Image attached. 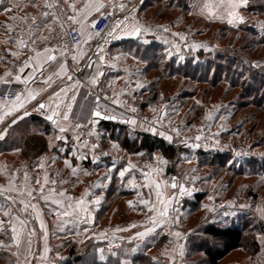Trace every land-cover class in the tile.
I'll list each match as a JSON object with an SVG mask.
<instances>
[{"label": "rangeland", "instance_id": "obj_1", "mask_svg": "<svg viewBox=\"0 0 264 264\" xmlns=\"http://www.w3.org/2000/svg\"><path fill=\"white\" fill-rule=\"evenodd\" d=\"M240 1H242L241 6L235 10V16L230 18L233 21L230 24L227 20L221 22L204 16L201 8L206 0H143L142 4L146 5L142 8L145 13L143 20H150L161 26L172 28L174 31L159 29L156 30L158 31L156 36L149 34L151 31L141 32L142 34L135 38L136 43L141 46L131 45L130 54L123 52L125 61L115 68L117 72L125 73V77L117 81V85H121V88L124 87L123 91L125 92L121 94H133L142 99L148 107V110H145L147 113H153L156 107L161 106L163 107L164 123L174 124L186 134L195 133L200 128H207L214 140L224 142L223 149L218 150L204 149L199 142L174 144L167 136L156 130L153 132V129L137 122L133 124L131 121L128 123V129L126 128L120 133L118 141L124 139V134L128 140L135 139L134 136L137 135V132L157 135L175 148V158L172 161H167L160 152H155L150 156L151 158L144 160L145 156L142 153H128L122 150L119 146L120 142L115 140L118 133H114L111 140L105 142L109 156L100 160V162L108 160L106 165H102L106 168L105 170L109 172L116 170L115 172H117V168H120L123 171L131 164L134 167L128 171H146L149 178L146 188L149 194L146 190L140 189L138 192H133L131 196L140 194L139 198L135 199L137 202H141L142 197V200H150V205H146V209L149 206L155 209L153 211L156 214L155 228L158 227L157 222L159 221L165 224L170 223L165 217L159 215V211H163L165 207L161 201H171L167 204V208L178 201L162 181V177L165 175L163 173L165 166L172 164H174L183 184H189L204 194L207 205L212 199L232 202L243 200L240 198L244 195L254 194L257 202L252 201L253 204L249 207L250 213L241 214L251 217L252 227L250 228H254L255 222L264 223V84H257L259 79L264 80V42L258 46L248 47L252 40L264 41V14L253 13L249 10L252 0H248L246 6L243 4V0ZM16 9L17 16H9L7 26H4L0 15V28L6 27L8 36L10 32L17 35L15 32H17L18 24H21L23 17H26L25 14L23 17L20 15L25 10L15 5L13 0H0V12L11 14L12 10ZM14 11L13 14H15ZM240 18L243 19V22H240ZM24 32L25 30H23ZM1 33L3 31L0 29V38L4 36ZM143 44L150 47L155 44L157 47L153 50L148 47L145 52ZM233 47L236 49V53L248 57V62L246 60V62H241L236 53L228 51ZM137 49L140 59L135 57ZM225 51L232 56L230 62L233 64L229 65L230 68H227V63L222 59V54ZM198 53H201V56H197ZM142 58H146L145 61ZM137 85H141V87H137ZM254 86H257L259 91L253 89ZM154 89L156 96L152 99V90ZM118 117L116 116V118ZM118 121H120L119 118ZM31 132H37V129L33 130L29 127L24 135ZM7 133L10 136V133L17 134L19 131L11 129ZM8 135H4V138H8ZM3 139H0V142ZM50 145L54 146L57 152H62V146L58 143L51 141ZM11 151L6 152L8 154L0 155V181L4 179L6 169L9 167L28 169L30 153L25 151L20 159H16L15 153ZM200 151L211 152L212 155L223 153L226 157L222 163H211ZM256 162L259 163L258 167L255 165ZM155 166L156 169H153ZM26 171L31 178L30 170ZM252 173L259 174V177L256 176L258 180H253ZM135 176L131 174L127 180L130 189L134 188L133 184L137 180ZM115 178L114 186L120 181V177L115 176ZM157 183L160 185L159 189L156 187ZM64 186L61 184L58 188ZM157 191L161 193L160 197L156 196ZM188 195L191 194L184 196ZM38 197L39 194L36 198ZM1 199L3 198L0 197V221L3 223L0 224V264H28L30 258H32L31 264H61L65 261L70 247H74L77 254L82 253L87 245H94V240L98 239L87 237L84 240L79 235L62 237L57 233L59 229H63L59 228L62 225L55 221L52 223L54 231L51 234L49 253L44 256L45 258H42L38 253L40 237L30 232L31 224L27 218V215L33 212V208L31 210L24 208L23 210V220L26 223L21 225L25 226V231L23 236H20L22 239L19 242L11 229L12 224L9 220L12 215V207L9 202L8 204L4 199ZM25 199L26 196L20 200H24L23 207ZM197 208L191 213L185 212L190 227L184 226L180 221L181 227L188 229L189 232L198 230L199 223L204 222L208 217L204 219L206 211L203 206H200L199 210ZM5 211L8 213L7 216L4 214ZM147 212L150 211L147 210L145 214ZM221 216L218 214L213 216L217 217L215 220L219 225L225 226L233 222L231 218ZM124 220L125 222H123ZM123 221H120V224H115V227L121 228L129 221L128 217H125ZM87 227L89 226L84 225L83 228L86 230ZM248 230L246 229V232ZM125 231L126 234H134L137 231L146 233V235L150 234L149 231L142 228ZM255 233L259 236L257 231L253 232V234ZM202 238L204 241H208V245L214 244L213 240L203 236ZM29 241H31L30 244ZM138 241L139 239H130L129 242L132 244H129L132 248H137L140 244ZM129 244L127 243V245ZM105 245V247L97 249L99 258H102V255L106 256V252L101 250L112 249L107 246V243ZM169 247H171V239L167 237L160 244V253L155 252L154 259L162 253H169L174 264L180 253L178 251L176 253L174 247V251L169 250ZM149 250L150 248L147 251ZM101 252H103L102 255ZM180 257L182 258V256ZM202 258L203 255L200 251L188 256L190 263H185L182 260L185 264H203Z\"/></svg>", "mask_w": 264, "mask_h": 264}, {"label": "crops", "instance_id": "obj_2", "mask_svg": "<svg viewBox=\"0 0 264 264\" xmlns=\"http://www.w3.org/2000/svg\"><path fill=\"white\" fill-rule=\"evenodd\" d=\"M13 1L15 5L25 10H22L23 12L20 17H23L24 14L26 17H23L24 19L21 20V24H18L17 32H15L17 35H13L12 32H10L8 36L9 33L5 30L6 27L4 28V26H7L9 22L7 19H9V16L16 17L18 11L17 9L15 11L12 10L11 14L0 12L1 19L5 24H2L4 26L0 28L1 31H3L1 34L4 35L0 38V73L6 69L8 64L20 60L24 56V47L30 39L35 41L40 47L38 51L40 55H35L31 58L23 71L19 72L18 76H20V80L15 79L17 90L16 99L11 103L0 101V137H2L0 139L5 137L4 135L8 128L11 126H18L21 123H26L33 130L37 127L36 129L38 132L42 124H32L30 122L31 116L41 117L49 123L50 131L46 134L47 149L41 155L33 158L31 161L29 160L27 166L31 172V178H29V184L25 189L26 193L31 191L33 194L38 195L40 186L36 181H39L42 183L41 188L44 190V195L48 197L47 202L38 197L34 204L35 208H33V212L27 215L29 219L28 222L31 224L30 232L40 237L38 243L39 256L43 258L49 253L51 234L54 231L52 223L55 221L62 225V227L59 228L63 229H59V232H57L62 237H76L79 235V237L84 240L87 237H95L105 240L106 243L109 241H116L119 243L123 239L130 240L134 238L143 241L148 234L140 236L138 235V231L134 234H126V229L124 228L126 223L119 228V230L112 232L107 231L108 227L115 226V224L117 225V223L123 221L125 217H128V220L137 217L140 211L139 209L137 210V206H130L129 198L125 196L113 200L111 196H105L106 192L104 190L107 180L104 181L102 175L103 172L107 170H105L106 168L102 165H106L105 163H107L108 160L98 162L94 159L91 151L78 143L73 137L71 138L70 134H72V130L70 128V120L76 118L80 122L86 121L94 124L96 139L98 138L97 141L102 140V145L100 146L104 150H107L105 142L109 139H105L106 133H104L98 125V121L100 120L92 118L93 110L91 108V100H89L86 95V91L88 88L96 90L99 87H103L111 95H118L125 92L123 91L124 87L121 88V85H117V81L123 79L125 73L117 72L115 68L119 67V64L125 61V57L123 56V49L126 47L125 41L132 39L136 40L135 38L139 37V34L145 31L137 33L134 31L135 28H132L120 42L111 45L104 51H93L91 47L92 36L85 22L95 13L101 4L109 2L110 0H61L63 6L68 11L73 12L74 10H78L79 17L77 19V27L83 35V42L74 49L72 55V57H76L74 62L79 65V68L73 75H70L64 59L65 51L59 49L60 52L57 54L52 51L51 45L56 38L53 30L56 20L55 16L44 8L41 0ZM207 2L215 3V0H208ZM236 2L241 3L242 1L236 0ZM13 11L15 14H13ZM211 11L215 13L217 9L213 8ZM44 12H48L49 16L45 17L43 15ZM201 12L207 18L210 17L221 22L225 20L228 21L232 17L228 16L223 9L219 10V18L215 15H210L209 9L203 7L201 8ZM129 14L131 18L137 20H143L145 17L144 10L140 4L132 8ZM23 30H25L24 33ZM157 32L158 31L153 30L149 34L156 36L158 35ZM45 49L49 51H45ZM52 55H55L56 59L54 61L48 60V57ZM101 56L103 60L100 59ZM62 68L63 70H61ZM69 76L73 79L69 80ZM36 77L38 78L37 83H31ZM49 77H51V79H48ZM93 78H95L96 83H92ZM45 81H47V83H45ZM19 89H21V91H19ZM61 89H64V91H61ZM57 92H59L60 95L54 96V93ZM73 95L76 96L74 102L71 99ZM17 96L20 97L19 100H17ZM40 103H44L46 108L38 109ZM69 104H71L70 112L68 110ZM20 105H22V107ZM25 112H28L29 115L24 116ZM53 112L57 113L53 117L56 123L47 120V116L52 115ZM65 114L69 117L67 120L63 119ZM18 117H23V119H18ZM14 120L17 121L15 124L12 123ZM121 123L126 122L121 121ZM61 127L65 128L66 131L61 133L59 131ZM51 141L62 146L61 153L57 152L54 146L52 147L50 145ZM11 152L15 153L16 159L22 157L19 149ZM4 154L8 153H1L0 155ZM73 168H75V172H73ZM136 171L137 172L133 170L132 173L133 176L136 175L135 177L137 178L133 184L135 188L134 192H138L141 189L146 190L149 194L146 188L149 180L146 171ZM61 184L68 186V192L64 193L63 196L58 195V193H61V188H58ZM87 184L91 188V192L86 190L85 186ZM76 194H79L81 199H83L84 203L81 207L87 208V213L81 211L77 214L73 212L72 208L67 207L68 204H72L73 207H75L77 200L72 198V196ZM139 195L140 194L133 196L134 200H137ZM105 199L106 207L101 208L102 202H104ZM142 199L143 197L141 198V202H137L136 200L135 202L138 203L137 205H141V207L146 209V205L143 203L145 200ZM97 200L100 201L99 204L95 203ZM53 201H59L60 203L57 204ZM147 201L150 203L149 199ZM10 206L12 207V215L9 218L12 224L11 229H16L14 233L20 242L22 239L20 236H23L22 234L25 231V226H21L23 225L21 221H24L23 203H21V201L16 204L10 203ZM147 210L148 209H146V211ZM64 211H67L69 215L64 216L57 214L63 213ZM125 220L123 222H125ZM41 223H43L44 228H41ZM157 223L158 227L156 230L159 229L171 239V247H169V250L174 251L175 248V252L177 253L178 251L180 256H182L184 244L182 231L172 229L171 223L165 224L161 221ZM84 225H88L89 227L85 230L83 228ZM98 231L101 233L100 235L96 234ZM176 232L181 233V235L176 236ZM260 240L261 238H258L260 245L259 251L253 257L246 251L240 249L228 255L223 263L264 264V261H262V259H264V248H262ZM45 248L48 249L47 252H45ZM152 251L153 249H150L147 252L152 253ZM175 252L173 253L177 256ZM31 262L32 258L29 259L28 264H31ZM33 263H36V261H33Z\"/></svg>", "mask_w": 264, "mask_h": 264}, {"label": "built area", "instance_id": "obj_3", "mask_svg": "<svg viewBox=\"0 0 264 264\" xmlns=\"http://www.w3.org/2000/svg\"><path fill=\"white\" fill-rule=\"evenodd\" d=\"M142 0H110L99 6V8L92 14L85 22V25L89 29L92 36V50L101 52L106 50L111 45H114L126 35L132 28L140 29L139 32L153 31V30H165L173 32L172 28L161 26L150 20H137L130 17L129 12L132 8L138 5ZM44 8L53 14L56 18L53 30L55 33V39L51 45L52 51L57 54L59 49L65 51L64 59L66 61L68 72L73 75L79 68V65L74 62L72 55L74 49L83 42V35L77 27V19L79 17L78 10L73 12L68 11L62 4L61 0H42ZM123 6V7H122ZM72 16L75 20H69L68 17ZM94 23V27H93ZM40 50L38 44L33 40H28L24 47V56L17 61H13L6 66V69L0 73V101L4 103H11L16 99V76H18L21 69H24L31 58ZM6 81V82H5ZM36 77L31 83H37ZM21 91V89H19ZM86 95L91 100L92 110L101 111L102 114L119 116L120 121L129 123L135 121L141 125L155 129L158 133L167 137H171L172 143H197L199 142L204 149L218 150L223 149L222 141L214 140L209 129L200 128L195 133L186 134L179 130L174 124H167L163 121V107L158 106L153 113H147L145 109L139 104V100L136 95L133 94H120L111 95L103 87L98 89L88 88ZM99 97V100H97ZM135 109V111H133ZM117 118V119H118ZM70 128L72 130L73 138L85 146L92 152L94 159L97 161L102 160L109 156V153L104 150L98 143L95 135V126L90 122H80L76 118L70 120ZM196 137H200L199 140ZM156 169V166L153 167ZM4 179L0 181V197L8 200L12 204L18 203L22 197L26 196L24 204L32 205L36 202L37 194H33V197H29L25 192L27 185L29 184V174L25 169H19L17 167H9L6 169ZM162 181L166 188L173 192L176 199L185 194H193L200 192L198 189L193 188L189 184H183L180 176L175 173L165 174L162 177ZM176 183L177 188H172L171 184ZM40 189L42 183H39ZM88 192H91V188L87 184L85 186ZM183 188L184 192L180 189ZM61 192L67 193L68 186L65 185L61 188ZM10 197V199H9ZM72 198L80 200L79 194L73 195ZM13 201H15L13 203ZM178 201L173 203L168 208V215L165 219L171 223L172 229H180L183 233L182 237L189 233L188 229H183L180 225L181 213L178 208ZM253 204L252 200L243 199L240 201H216L209 200L208 208L211 215L225 216L230 213H250L249 207ZM32 207H28L31 210ZM156 214L147 212L139 218H132L126 222L124 228L126 230L134 228H142L152 233L156 230L154 225V218ZM119 228L115 226L108 227L109 232L115 231ZM151 229V231H150ZM100 235L98 231L96 233ZM116 241L107 242V246L115 249L117 248ZM155 261L158 264H173L170 254L162 253L155 257ZM174 264H185L181 257H179Z\"/></svg>", "mask_w": 264, "mask_h": 264}, {"label": "trees", "instance_id": "obj_4", "mask_svg": "<svg viewBox=\"0 0 264 264\" xmlns=\"http://www.w3.org/2000/svg\"><path fill=\"white\" fill-rule=\"evenodd\" d=\"M142 2L143 0L139 4L142 5L141 7L143 8L146 5H143ZM249 10L253 13L264 14V0H252V4ZM136 42L137 41L133 39L126 40V47H124L123 52L130 54L129 51L131 45H137L138 43ZM262 42L264 41L252 40L248 47L252 45L258 46ZM143 47L144 51L146 52L147 48L150 46H147L145 44ZM155 47H157V45L153 44L150 48L151 50H153L155 49ZM248 47H246V49H248ZM135 48H137V46H135ZM137 51L138 49L135 51V57L140 59L141 57L138 56ZM228 51H233L234 53L237 52L234 47L229 48ZM236 54L241 62H244L245 60L248 62V57L242 56L239 53ZM199 55L201 56V53L197 54V56ZM233 56L235 55L233 54ZM231 57V54H228L227 51L222 54V59H224L227 63V68H230L229 65L231 66L233 64L230 62ZM142 59H144L145 61L146 58ZM220 67H223L225 69L224 66L220 65ZM249 74L251 73L249 72ZM252 78L255 79L254 76H252ZM257 84H264V80H262V78L259 79L257 81ZM254 87L255 88L253 89L259 91V88H257V86ZM152 95V99H154L156 96L155 89L152 90ZM138 100L139 104L145 110H148L145 102H143L140 98H138ZM30 122L34 125L42 124V127L39 128L38 132H31L24 135L26 133V130L29 128L26 123H21L18 126H11L10 128H8L7 132H9V130L11 129H17L20 134L10 133L9 136L6 132L5 135H8V138H4L2 142H0V154L19 149L22 155L23 153H25V151L30 153L28 158L31 161L33 158H36L46 151V134H48L50 131L49 123L38 116H31ZM98 125L100 126L101 130L106 133L105 139L110 138L109 140H111V137L114 135V133H118V135L115 137V140L117 142H120V148L131 154L142 153V155L145 156L144 160L151 158L150 156L155 152H160L162 157L167 161H172L176 156V150L170 145V143L166 142L163 138L157 135H152L150 133L137 132V135L134 136L135 139L133 140H128V138H126L127 136L125 137L124 134V139L122 141H118L120 133L129 126L128 123H121L118 120L115 122L98 121ZM70 136L71 138L73 137L72 134H70ZM98 143L102 145V140H98ZM200 153L204 157L208 158L211 163H222V161H224L223 159L226 157V155L223 153H216L214 155H212L211 152L206 151H200ZM255 165L258 167L259 163L256 162ZM117 169V172H115L116 170H113L111 172L107 170L103 172L102 178L104 181L107 180L104 190L106 192L105 196H111L112 200L124 196L129 198V202H132L133 206H137V210L139 209L140 213L136 217L139 218L145 214L146 209L141 207V205H137L138 203H136L133 196H131V194L135 190L134 188L130 189L127 185V180L133 173V170L128 171L127 174H125V176L121 178L119 176V171L121 170L119 168ZM163 173H175L178 175L177 170H175L174 168V164H172L171 166L168 165L167 167L165 166ZM115 176L120 177V181L117 185L114 186V180H116ZM251 176H254L253 180L256 181L258 180L259 174L252 173ZM244 198L257 202L256 196H254V194L244 195L240 199ZM106 199L104 200V202H102L101 208L106 207ZM5 201L7 203L9 202L8 200ZM197 206L198 208H200V206H203L206 211L204 219H206L207 216L208 217L204 222L199 223L197 228L198 230L194 232L190 231L189 234L184 237L182 259L185 261V263H190L188 261V256L200 251L203 255V264H224L223 261L228 255L240 249L246 251L250 256L253 257L259 251L260 245L258 242V238H261L260 242L262 248H264V223L255 222L254 228H250L252 227L250 222L251 217H248V215L241 213H230L225 216L219 215L223 218H231V221H233L228 225L221 226L215 220L217 217H213L214 215H211V213L208 212L206 198L204 197V194H202V192H196L188 196H182L179 199L178 208L181 213L180 221L184 226L186 225L187 227H190V225L188 226V219H186L188 216H185V212L191 213L197 208ZM246 229H249L248 232H246ZM254 231H257L259 236H257L256 233L253 234ZM202 236L213 240L214 244L208 245V241H204ZM166 239L167 236L158 229L153 233L148 234L143 241H138L140 244H138L137 248H132V246L129 244L131 243L129 242L130 240L123 239L119 242L120 245L117 246V248L108 250L104 249L103 251L106 252V256L102 255L103 252H101L102 258H99L97 249L105 247L106 242H104L103 239H96L94 240L95 244L87 245L84 249V252L82 253L77 254L75 248L70 247L68 249L65 261L61 264H158L154 259V255L155 252L160 253V244ZM127 243L129 245H127ZM149 248L153 249L152 253L147 252ZM226 264H237V262H226Z\"/></svg>", "mask_w": 264, "mask_h": 264}, {"label": "snow or ice", "instance_id": "obj_5", "mask_svg": "<svg viewBox=\"0 0 264 264\" xmlns=\"http://www.w3.org/2000/svg\"><path fill=\"white\" fill-rule=\"evenodd\" d=\"M247 2H248V0H243V4H244L245 6L247 5ZM240 6H241L240 3L236 2V0H215V3L207 2V0H206V2L203 4V8H205V9H209V14H210V15H215V16H217V18H219V15H220V14H219V10H220V9H224V10L226 11V14H227L228 16H235V14H236V13H235V9H237V8L240 7ZM122 7H123V6H122ZM213 8L217 9V11H216L215 13H213V12L211 11ZM43 15H44L45 17H47V16H49V13H48V12H44ZM68 19H69V20H73V21L75 20V18L72 17V16H69ZM240 22H243V19H242V18H240ZM228 23L231 24V23H233V21H232L231 19H229V20H228ZM94 26H95V25H94V23H93V27H94ZM165 30H167V29H165ZM134 31L138 33V32L140 31V29H135ZM45 51H49V50H48V49H45ZM13 55H15V54H13ZM36 55L39 56L40 53H36ZM55 59H56V56H55V55H52V56H49V57H48V60H52V61H54ZM72 59L75 60L76 57L73 56ZM100 59L103 60V57L101 56ZM61 70H63V68H62ZM21 71H23V69H21ZM48 79H51V77H49ZM68 79H69V80H72L73 78H72L71 76H69ZM16 80H20V76H16ZM5 82H6V81H5ZM45 83H47V81H45ZM92 83H96L95 78H93ZM137 87H141V85H137ZM61 91H64V89H61ZM59 95H60L59 92L54 93V96H59ZM19 99H20V97L17 96V100H19ZM71 99H72V101L74 102V101L76 100V96L73 95ZM97 100H99V97H97ZM20 106L22 107V105H20ZM45 108H46V105H45L44 103H40V104L38 105V109H45ZM68 110H69V112L71 111V104L68 105ZM133 111H135V109H133ZM56 114H57V113L53 112L52 115L47 116V119H48L49 121H52L53 123H56V121L53 119V117H54ZM27 115H29V113H28V112H25V113H24V116H27ZM93 115L96 116V117H101V111H95V112L93 113ZM68 118H69V117H68L67 114H65V115L63 116V119H65V120H67ZM102 118H103V119H115V116H114V115H104ZM18 119H23V117H18ZM16 122H17L16 120L12 121L13 124H15ZM131 123L135 124L136 122H135V121H131ZM59 131H60L61 133H63V132L66 131V129L63 128V127H61V128H59ZM154 131H155V129H153V132H154ZM0 138H2V137H0ZM168 139L171 140V137H168ZM196 139L199 140L200 137H196ZM66 163H67V161H66ZM133 167H134L133 165L129 164V165H128V168L124 169L123 171H119V176H120L121 178H123V177L125 176V173H126L129 169H131V168H133ZM73 172H75V168H73ZM106 178H107V177H106ZM134 179H135V178L133 177V180H134ZM46 182H47V181H46ZM130 182H131V181H130ZM36 183H40V182H39V181H36ZM156 187H157V189H159V187H160L159 183H157ZM171 187L175 189V188L178 187V185H177L176 183L173 182V183L171 184ZM180 190H181V192H184V189H183V188H181ZM189 194H191V193H189ZM27 195H28L29 197H33V193H32L31 191H29V192L27 193ZM58 195L63 196L64 193L61 192V193H58ZM160 195H161V193H160L159 191H157V192H156V196H157V197H160ZM33 198H35V197H33ZM39 198L45 200L46 202L48 201V197H47L46 195H44V190H43V188H41L40 191H39ZM9 199H10V197H9ZM70 199H71V198H70ZM14 202H15V201H13V203H14ZM53 202H54V203H57V204L60 203L59 201H53ZM99 202H100L99 200L95 201L96 204H99ZM170 202H171V201H167V202H165V201H161V203H164V204H165V207H164L163 211H159V215H160V216H162V217H167V215H168L167 204L170 203ZM21 203H23V201H21ZM83 203H84V201H83V199H81V200H79V201L76 202L75 207H73L72 204H68L67 207H68V208H72V209H73V212H76L77 214H78L79 212H81V211L87 213V212H88V209H87V208H82V207H81V205H83ZM143 203H144L145 205H148V204H149V201L145 200V201H143ZM129 205H130V206H133V205H132V202H129ZM28 207L35 208V205H34V204H32V205L24 204V208H25V209H27ZM148 210H149L150 212H152V211H154L155 209H154V207L149 206ZM4 214H5L6 216L8 215V213H7L6 211H5ZM57 214H59V215H64V216L69 215V213H68L67 211H64L63 213H57ZM2 223H3V222L0 221V224H2ZM21 223H26V222H25V221H21ZM41 228H44L43 223H41ZM117 230H119V229H117ZM12 231L15 232L16 229L13 228ZM150 231H151V229H150ZM145 234H146V233H139L138 235H140V236H144ZM175 235H176V236H180L181 233L176 232ZM30 243H31V241H29V244H30ZM47 251H48V249L45 248V252H47ZM101 251H103V250H101Z\"/></svg>", "mask_w": 264, "mask_h": 264}, {"label": "water", "instance_id": "obj_6", "mask_svg": "<svg viewBox=\"0 0 264 264\" xmlns=\"http://www.w3.org/2000/svg\"><path fill=\"white\" fill-rule=\"evenodd\" d=\"M96 110H93L92 111V118L93 119H95V120H100V121H104V122H115V121H117L118 119L115 117V119H103L102 117L104 116V115H107V114H102L101 113V117H96V116H94L93 115V113L95 112ZM48 120V119H47ZM49 121V120H48ZM123 122H125L124 120H123Z\"/></svg>", "mask_w": 264, "mask_h": 264}]
</instances>
